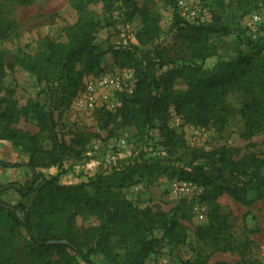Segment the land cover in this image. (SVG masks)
Instances as JSON below:
<instances>
[{
  "label": "trees",
  "instance_id": "1",
  "mask_svg": "<svg viewBox=\"0 0 264 264\" xmlns=\"http://www.w3.org/2000/svg\"><path fill=\"white\" fill-rule=\"evenodd\" d=\"M126 19L138 16L139 27L135 37L141 46L160 36L159 15L144 5L138 7L135 0H121ZM257 1V0H255ZM263 1V0H259ZM28 5L31 0H19ZM109 6L118 10L121 6L110 1ZM78 16L66 28V41L46 39L42 50L31 55L24 53L6 64L9 71L18 63L32 74L35 84L42 91L51 89L53 104L68 107L79 90L85 75L101 71L103 52L96 43V33L104 24L92 12L86 11L81 1L76 4ZM107 25V23H106ZM213 23H185L180 26L186 58L184 63L166 69L152 82L145 65L129 50L113 51L118 67L134 68L135 84L129 93L119 95L120 105L107 118L132 125L137 134L146 135L151 129H159L161 142L167 152L173 153L180 139L167 123L169 109L187 123L213 127L219 131L234 115L226 96L238 93L241 97L237 113L242 120L240 135L244 138L264 132V41L251 43L249 49H239L233 58H221L210 43L215 32ZM4 72L0 63V93L7 88L3 83ZM177 79L185 81L182 90L174 88ZM5 100L0 97V108ZM18 102L10 99L0 110V121L22 114H31L39 128L38 133L28 134L10 126L0 127V140L11 141L15 147L28 153L26 165L32 178L26 185L14 189L22 199L35 192L29 204L23 200L8 204L0 200V224L6 225L0 234V264H19L12 254V239L26 234L24 249L28 259L23 264H99L91 259L98 251L112 256L109 243L113 234L120 242L133 243L119 264H144L163 238H172L180 229L179 220L167 212L140 208L129 201L121 188L138 170L139 163L130 161L108 173H97L77 184L64 185L56 175L45 177L35 168L60 164L69 145L53 136V117L44 104L27 99L18 110ZM51 138V146H41L40 135ZM39 157L40 162L37 161ZM0 164H3L0 161ZM4 165V164H3ZM149 169L167 170V166L154 162L145 165ZM161 172V171H160ZM178 179L202 187V200L209 204L208 222L198 226L195 234L199 240L218 250L230 247L227 217L219 212L217 199L226 194L233 200L250 206L254 199L247 197L249 190L257 192L264 187V157L253 153L238 159L229 155L226 147L210 151H193L185 166L176 173ZM40 183L37 184V182ZM37 184V187L35 185ZM91 189V190H90ZM1 193V190H0ZM94 215L98 224L87 229L86 239H81L74 229L76 215ZM1 226V225H0ZM181 241V239H179ZM177 241V242H180ZM6 254V256H4ZM180 264H232L225 260L209 263L203 250L196 251L191 259Z\"/></svg>",
  "mask_w": 264,
  "mask_h": 264
},
{
  "label": "rangeland",
  "instance_id": "2",
  "mask_svg": "<svg viewBox=\"0 0 264 264\" xmlns=\"http://www.w3.org/2000/svg\"><path fill=\"white\" fill-rule=\"evenodd\" d=\"M78 1L84 3L85 10L95 14L104 24L96 33V43L103 52L101 71L85 75L71 103L64 108L53 104L51 89L42 91L43 86L36 85L34 76L18 63L12 71L7 69L6 64L17 55L37 54L46 39L66 41V28L74 23L79 13L76 8ZM110 1L117 6L122 5L121 0H31L28 5L20 4L19 0H0V63L4 72L3 83L7 88L0 93L5 100L0 110L10 99L18 102V110L27 99L38 100L52 114L53 136L69 145L60 164L38 166L35 171L50 177L63 170L58 182L69 185L85 182L87 177L108 173L113 168L137 161V172L121 188L125 198L140 208L167 212L168 216H175L181 225L172 238L161 239L144 264H180L193 258L198 250L208 255L209 263L225 260L232 264H264V187L260 190V198H256L254 190L248 191L247 197L254 199L250 206L226 194L217 199L219 212L227 217L231 243L228 249L218 250L199 240L195 234L198 226L208 222L209 204L201 198L202 187L180 180L176 174L189 161L193 151H210L223 146L234 159L249 153L264 157V132L248 138L240 135L242 120L237 109L241 97L238 93L226 96L227 105L235 109V113L219 131L211 126L187 123L170 108L167 123L180 139L173 153L167 152L163 146L159 129L139 135L134 126L108 119L106 112L114 113L119 107V95L129 93L135 84L134 68L118 67L114 50L121 48L134 52L145 65L146 74L152 82L166 69L184 63L186 58L178 31L186 21L181 17L175 0H135L138 7L144 5L159 15L160 36L145 46H141L135 37L139 27L138 16L127 20L125 7L113 10L109 6ZM197 12L204 22L215 25L216 30L209 41L221 58H233L239 49H249L251 43L264 41V0H200ZM254 14L260 17L259 21L252 19ZM104 75L117 77L122 88L117 91L100 88L97 81ZM90 82L94 84L93 90L87 89ZM185 87L182 79L174 82L176 90ZM89 95L96 99L92 107L87 104ZM102 95L108 96L109 104L100 102ZM6 125L28 134L39 131L31 114L19 113L0 121V127ZM39 139L44 148L51 146L48 135H40ZM35 159L40 162L38 156ZM0 161L4 164H0V200L15 204L23 199L13 184L24 186L32 178V171L26 165L28 153L15 147L11 141L0 140ZM154 162L167 166V170L163 172L162 169L145 167ZM34 195L35 192L23 201L29 204ZM1 221L0 234H3L6 220L3 218ZM97 224L94 215L81 214L74 218V229L81 239H86L87 229ZM25 240L24 231L12 239V254L19 264L28 259ZM109 243L113 248L112 256L96 251L91 255L94 262L119 264L134 247L131 241L120 242L116 234L111 236ZM77 259L80 264H86Z\"/></svg>",
  "mask_w": 264,
  "mask_h": 264
},
{
  "label": "built area",
  "instance_id": "3",
  "mask_svg": "<svg viewBox=\"0 0 264 264\" xmlns=\"http://www.w3.org/2000/svg\"><path fill=\"white\" fill-rule=\"evenodd\" d=\"M199 3L200 0H175V5L179 10L181 17L184 18L186 23L204 22L203 19L198 16L197 6L199 5ZM252 19L254 21H259L260 17L254 14ZM97 85L100 86V88L112 89L116 91L122 88L121 81L117 77L111 75L101 76L100 79L97 81ZM93 88L94 84H92L91 82L88 83L87 89L93 90ZM101 97L102 99L100 102L102 104H109L108 96L102 95ZM87 104L91 107L96 104L95 97L89 95L87 99Z\"/></svg>",
  "mask_w": 264,
  "mask_h": 264
},
{
  "label": "water",
  "instance_id": "4",
  "mask_svg": "<svg viewBox=\"0 0 264 264\" xmlns=\"http://www.w3.org/2000/svg\"><path fill=\"white\" fill-rule=\"evenodd\" d=\"M13 186H15V187H17V188H20V185L17 184V183L13 184Z\"/></svg>",
  "mask_w": 264,
  "mask_h": 264
}]
</instances>
